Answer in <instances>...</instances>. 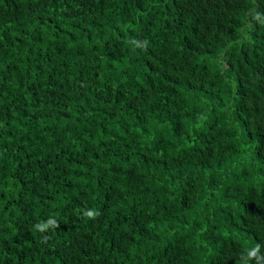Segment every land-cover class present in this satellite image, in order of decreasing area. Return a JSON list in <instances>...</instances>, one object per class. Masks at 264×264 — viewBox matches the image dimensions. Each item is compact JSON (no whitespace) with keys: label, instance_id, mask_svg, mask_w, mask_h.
Segmentation results:
<instances>
[{"label":"trees","instance_id":"obj_1","mask_svg":"<svg viewBox=\"0 0 264 264\" xmlns=\"http://www.w3.org/2000/svg\"><path fill=\"white\" fill-rule=\"evenodd\" d=\"M0 264H264V0H0Z\"/></svg>","mask_w":264,"mask_h":264},{"label":"clouds","instance_id":"obj_2","mask_svg":"<svg viewBox=\"0 0 264 264\" xmlns=\"http://www.w3.org/2000/svg\"><path fill=\"white\" fill-rule=\"evenodd\" d=\"M88 215L91 217V216H93L94 215V213H92V212H89L88 213ZM254 254V253H253Z\"/></svg>","mask_w":264,"mask_h":264}]
</instances>
